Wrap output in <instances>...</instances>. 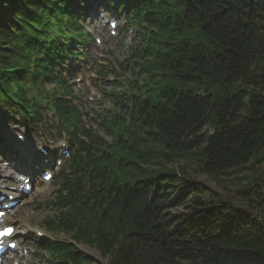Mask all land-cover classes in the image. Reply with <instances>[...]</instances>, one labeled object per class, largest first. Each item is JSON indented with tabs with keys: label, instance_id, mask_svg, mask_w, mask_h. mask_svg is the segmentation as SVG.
Returning <instances> with one entry per match:
<instances>
[{
	"label": "trees",
	"instance_id": "1",
	"mask_svg": "<svg viewBox=\"0 0 264 264\" xmlns=\"http://www.w3.org/2000/svg\"><path fill=\"white\" fill-rule=\"evenodd\" d=\"M146 4L160 29L135 70L149 76L147 97H133L128 138L95 161L72 212L47 226L109 264H264V0ZM0 5V98L34 113L38 97L56 99L38 44L67 1ZM55 250L58 264H93L72 243Z\"/></svg>",
	"mask_w": 264,
	"mask_h": 264
},
{
	"label": "rangeland",
	"instance_id": "2",
	"mask_svg": "<svg viewBox=\"0 0 264 264\" xmlns=\"http://www.w3.org/2000/svg\"><path fill=\"white\" fill-rule=\"evenodd\" d=\"M105 30L106 29H97V28L94 29V31H97L98 33H101L100 35L104 39V43L99 47L98 50L103 52V53L108 51L109 52V56H107V58L109 60L112 59L113 61H115V58L116 59L117 58H121L122 59V54H123V53L121 54L122 50L118 49L119 48V46H118V41H119L118 38L119 37L116 36L113 39V38H111V35L109 36V34ZM127 36H133V35L132 34H127ZM127 75L129 76V71H127ZM2 111H3V109H1V107H0V112H2ZM2 121L3 120H1V118H0V125L3 123ZM5 125L6 126L2 127V130L4 131V133L9 135L7 130H10V129L14 130L15 126H13L12 123H6ZM97 131L101 135H103L102 131L100 129H97ZM108 139L110 140L111 138L109 137ZM170 165L171 164H168V167ZM145 166L148 167L149 169L153 168L152 164H148V165L145 164ZM128 167L129 166L125 167V169H127ZM196 179H198L200 181H203V182H206V183H208L210 185H213V183L208 179V177L203 175V174H199V176H197ZM37 206L38 205H36V207L32 206L29 209L27 208L25 210V212L22 213V218L23 219L22 220L19 219L18 221L19 222L23 221L24 224H25V222H28L31 225L35 226V227H32L34 229L36 227H41V220L43 219V217H45L47 215V213L52 214V213L57 211V209H50V211H47L46 206H43V205L40 206V207H37ZM169 210L171 212H175V211H180L181 212V211L185 210V207L180 205V206H177V207H172ZM56 235H57V237H64V238H67V237L70 236L66 232L57 233ZM75 245L78 248V250H80L81 252H83L84 254H86L87 256H89L93 260V264H109V258L104 256L101 253V251L99 250V248H97L95 245L87 244V243H84V242H80V243L75 242ZM43 256L42 255H38V257L33 258L34 261H35V264H48V260L46 261V259H44Z\"/></svg>",
	"mask_w": 264,
	"mask_h": 264
},
{
	"label": "snow or ice",
	"instance_id": "3",
	"mask_svg": "<svg viewBox=\"0 0 264 264\" xmlns=\"http://www.w3.org/2000/svg\"><path fill=\"white\" fill-rule=\"evenodd\" d=\"M0 215H2V213H0ZM13 231H14V229L11 227L4 228V229L0 230V237L11 235L13 233ZM13 247H14V245H13Z\"/></svg>",
	"mask_w": 264,
	"mask_h": 264
},
{
	"label": "bare ground",
	"instance_id": "4",
	"mask_svg": "<svg viewBox=\"0 0 264 264\" xmlns=\"http://www.w3.org/2000/svg\"><path fill=\"white\" fill-rule=\"evenodd\" d=\"M146 3H147V0H146V1H145V0H144V1H141V4H143V5H145ZM147 11H148V10H146L145 12H147ZM76 49H77V47H75V49H73V50H76ZM3 140H4V139H3ZM5 141L8 142L9 140H6V139H5Z\"/></svg>",
	"mask_w": 264,
	"mask_h": 264
}]
</instances>
